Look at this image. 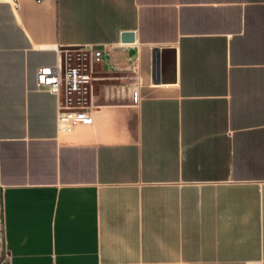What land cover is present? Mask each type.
<instances>
[{
  "label": "crops",
  "instance_id": "1",
  "mask_svg": "<svg viewBox=\"0 0 264 264\" xmlns=\"http://www.w3.org/2000/svg\"><path fill=\"white\" fill-rule=\"evenodd\" d=\"M18 3L0 0V264H264V0ZM67 46L105 51L90 123L37 85Z\"/></svg>",
  "mask_w": 264,
  "mask_h": 264
},
{
  "label": "built area",
  "instance_id": "2",
  "mask_svg": "<svg viewBox=\"0 0 264 264\" xmlns=\"http://www.w3.org/2000/svg\"><path fill=\"white\" fill-rule=\"evenodd\" d=\"M11 1L13 2V6L18 8V0ZM72 51L75 52V55L71 53ZM104 53V50L99 49L92 51L90 54L84 51L83 48L65 49L64 54L59 55L56 64L40 66L37 69V85L39 88L48 89L56 95H76L77 93H82L91 80L89 71L93 62L100 61ZM73 60L76 62L72 64L71 61ZM135 76L137 77V75ZM71 117L78 118L86 123L92 122L88 106L83 105L79 110L71 107L67 108L62 100L58 120L66 121Z\"/></svg>",
  "mask_w": 264,
  "mask_h": 264
},
{
  "label": "rangeland",
  "instance_id": "3",
  "mask_svg": "<svg viewBox=\"0 0 264 264\" xmlns=\"http://www.w3.org/2000/svg\"><path fill=\"white\" fill-rule=\"evenodd\" d=\"M87 94H82V93H77L76 95L69 94L66 95L64 94L62 96V100L64 105L68 108H74L76 110H79L81 106H85L87 99H86ZM2 245H3V232H2V213H1V206H0V254L2 252Z\"/></svg>",
  "mask_w": 264,
  "mask_h": 264
},
{
  "label": "water",
  "instance_id": "4",
  "mask_svg": "<svg viewBox=\"0 0 264 264\" xmlns=\"http://www.w3.org/2000/svg\"><path fill=\"white\" fill-rule=\"evenodd\" d=\"M122 40L124 42H129V41H133L134 40V34L132 32H128L123 34ZM79 48H83L81 46H67L64 47V49H79Z\"/></svg>",
  "mask_w": 264,
  "mask_h": 264
},
{
  "label": "bare ground",
  "instance_id": "5",
  "mask_svg": "<svg viewBox=\"0 0 264 264\" xmlns=\"http://www.w3.org/2000/svg\"><path fill=\"white\" fill-rule=\"evenodd\" d=\"M75 114H77V113H75Z\"/></svg>",
  "mask_w": 264,
  "mask_h": 264
}]
</instances>
